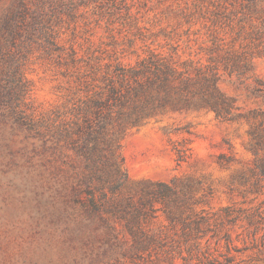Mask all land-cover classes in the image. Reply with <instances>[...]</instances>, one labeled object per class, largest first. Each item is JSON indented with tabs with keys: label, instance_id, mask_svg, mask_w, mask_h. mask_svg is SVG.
Here are the masks:
<instances>
[{
	"label": "trees",
	"instance_id": "16d2710c",
	"mask_svg": "<svg viewBox=\"0 0 264 264\" xmlns=\"http://www.w3.org/2000/svg\"><path fill=\"white\" fill-rule=\"evenodd\" d=\"M2 1L0 222L13 228L16 220L19 229L16 238L0 229V264H264L263 202L212 209L197 178L132 182L120 151L125 129L171 110L246 117L220 84L225 76L254 75L261 52L229 44L212 22L210 45L195 58L184 59L179 45L167 42L133 63L87 56L82 71L73 54L62 55L51 28L47 8L57 0ZM32 44L63 66L67 79L62 106L40 117L26 100L23 76ZM248 134L255 178L239 179L257 192L264 120ZM189 143L172 142L177 163L188 158Z\"/></svg>",
	"mask_w": 264,
	"mask_h": 264
},
{
	"label": "rangeland",
	"instance_id": "374dc122",
	"mask_svg": "<svg viewBox=\"0 0 264 264\" xmlns=\"http://www.w3.org/2000/svg\"><path fill=\"white\" fill-rule=\"evenodd\" d=\"M47 9L62 55L73 54L82 71L87 56H98L102 63H133L149 48L167 49V42L178 44L184 59L195 58L203 54L200 46L210 45L212 22L229 44L261 52L253 62L254 75L244 81L225 76L220 84L246 117L225 121L207 109L171 110L125 129L120 151L132 182L192 177L201 181L212 209L242 200L245 206L264 203V180L255 192L239 179L241 174L255 178L248 131L264 120V0H57ZM30 48L23 65L26 100L40 117L62 106L67 79L61 74L63 66L36 45ZM182 138L189 139L191 151L177 163L172 142ZM13 222L12 228L11 222L1 221L0 229L16 238L19 224Z\"/></svg>",
	"mask_w": 264,
	"mask_h": 264
}]
</instances>
